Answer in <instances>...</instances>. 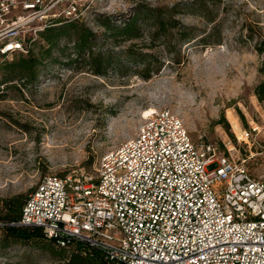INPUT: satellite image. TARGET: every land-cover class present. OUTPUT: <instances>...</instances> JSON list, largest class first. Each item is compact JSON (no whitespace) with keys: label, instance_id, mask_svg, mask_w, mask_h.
Here are the masks:
<instances>
[{"label":"rangeland","instance_id":"rangeland-1","mask_svg":"<svg viewBox=\"0 0 264 264\" xmlns=\"http://www.w3.org/2000/svg\"><path fill=\"white\" fill-rule=\"evenodd\" d=\"M80 4L88 6L82 22L97 36L99 49L119 59L101 75L83 64L44 61L34 84L0 87V203L28 196L45 175L92 174L102 154L134 136L151 107L177 115L198 146L220 152L233 147L246 158L251 177L264 179V100L255 95L264 82V53L256 49L264 39V0ZM137 4L170 9L178 30L187 28L193 37L181 40L178 30H169L165 39L151 40L149 28L141 27L140 38L113 44L97 19L121 24ZM127 49L148 56L132 59L121 54ZM15 57L0 58V64ZM0 264L61 263L29 244L0 243Z\"/></svg>","mask_w":264,"mask_h":264},{"label":"built area","instance_id":"built-area-1","mask_svg":"<svg viewBox=\"0 0 264 264\" xmlns=\"http://www.w3.org/2000/svg\"><path fill=\"white\" fill-rule=\"evenodd\" d=\"M82 5L0 0V55L26 54L56 19L82 21ZM188 133L168 109L144 116L92 174L43 176L13 225L61 246L84 241L122 264H264V179L233 147L198 146Z\"/></svg>","mask_w":264,"mask_h":264},{"label":"trees","instance_id":"trees-1","mask_svg":"<svg viewBox=\"0 0 264 264\" xmlns=\"http://www.w3.org/2000/svg\"><path fill=\"white\" fill-rule=\"evenodd\" d=\"M171 12L165 7H149L137 4L133 7L131 16L124 18L121 24H114L108 18L97 19V23L105 30L107 38L113 44L119 39L130 41L140 38L142 36L141 27L149 28V39L152 40L158 36L165 39L169 30L180 29V23L173 19ZM177 33H179L181 40L193 37L192 31L187 28L178 30ZM203 40L207 41L206 38ZM97 49H99L97 36L82 21L66 22L63 19H56L51 25L39 32L38 38L30 43L26 54L15 53L13 56L16 57L13 60L4 61L0 64V87L3 86L8 91L10 88L17 87L16 82L23 87L32 85L39 79V69L43 65L51 63H59V66L65 67L83 64L88 67L91 73L101 75L115 66L119 55ZM256 49L259 54L264 53V39L258 43ZM70 50L71 52H69ZM121 54L132 59L148 56V54H143V56L142 54H135L129 49ZM61 56L65 59L63 63L58 62V57ZM0 58L7 57L0 55ZM44 61L47 63L44 64ZM133 63L145 62L141 60ZM260 73L264 74V60ZM255 95L259 101L264 100V82L256 87ZM3 97L4 94L0 92V100ZM28 196L19 194L1 201V246L29 244L49 252L61 264H122L109 258L103 250L90 246L84 241L73 239L61 246L57 240L46 238L40 228L13 225L19 221Z\"/></svg>","mask_w":264,"mask_h":264},{"label":"bare ground","instance_id":"bare-ground-1","mask_svg":"<svg viewBox=\"0 0 264 264\" xmlns=\"http://www.w3.org/2000/svg\"><path fill=\"white\" fill-rule=\"evenodd\" d=\"M155 111H156V109L151 107V108L147 109L144 113H142L143 116H141V117L143 118L144 116H149L150 114H154Z\"/></svg>","mask_w":264,"mask_h":264}]
</instances>
